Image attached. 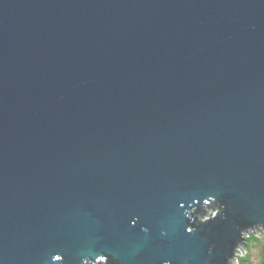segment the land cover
Returning <instances> with one entry per match:
<instances>
[{
  "label": "water",
  "instance_id": "1",
  "mask_svg": "<svg viewBox=\"0 0 264 264\" xmlns=\"http://www.w3.org/2000/svg\"><path fill=\"white\" fill-rule=\"evenodd\" d=\"M208 196L264 222V0H0V264L219 261Z\"/></svg>",
  "mask_w": 264,
  "mask_h": 264
},
{
  "label": "clouds",
  "instance_id": "2",
  "mask_svg": "<svg viewBox=\"0 0 264 264\" xmlns=\"http://www.w3.org/2000/svg\"><path fill=\"white\" fill-rule=\"evenodd\" d=\"M193 200L185 207L184 203L180 207L184 209L183 215L187 222L185 231L192 233L198 228L214 220L218 216L221 220L230 219L235 222L236 233L228 243L231 246L228 254L224 255L219 261L209 260L207 264H264V222L257 220H246L238 216L232 215L228 209V202L220 203L213 196H208L202 200V203ZM139 217H134L131 224L134 226ZM146 235L149 229L146 226H141L140 229ZM203 238L206 233H199ZM161 235H167L162 229ZM216 248V241L212 240L207 246L208 254H213ZM53 261L62 260L63 257L59 254L53 256ZM80 264H120V261L112 254L105 253L98 256L94 261L91 256L83 257ZM155 264H186L184 260L177 259L174 262L170 259L157 260Z\"/></svg>",
  "mask_w": 264,
  "mask_h": 264
}]
</instances>
